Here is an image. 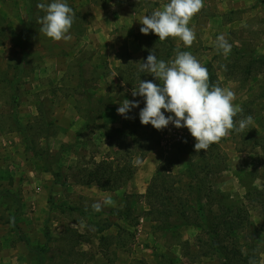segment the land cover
Masks as SVG:
<instances>
[{"label": "rangeland", "instance_id": "rangeland-1", "mask_svg": "<svg viewBox=\"0 0 264 264\" xmlns=\"http://www.w3.org/2000/svg\"><path fill=\"white\" fill-rule=\"evenodd\" d=\"M51 2L0 0V264H224L207 247L198 248L197 238L209 240L204 231L168 229L147 216L146 191L156 171L171 185L174 176H185L186 163L195 170L192 182L209 218L219 216L224 201L240 219L247 217L252 228L238 233L240 251L246 264H264V214L246 200L248 192L264 190V61L256 59L264 57V4L203 0L188 25L196 38L185 47L179 38L161 43L140 32L143 16L169 0H64L75 19L66 34L71 39L58 42L38 23L44 13L37 5ZM221 34L232 45L226 57L216 47ZM177 50L191 52L208 69L211 84L235 93L233 104L243 112L234 119L238 126L252 116L249 129L232 130L207 151L195 152L187 128L138 126L144 100L131 95L138 85L131 81L143 73L145 81L159 83L140 72L139 63L150 51L171 61ZM124 99L139 101L128 119L117 113ZM14 110L35 153L15 124ZM88 112L111 129L154 132L158 147L143 155L133 138L109 140L96 126L84 129ZM104 161L131 174L109 191L84 186L93 164ZM109 196L114 205L104 204ZM94 203L102 210L94 211Z\"/></svg>", "mask_w": 264, "mask_h": 264}, {"label": "clouds", "instance_id": "clouds-1", "mask_svg": "<svg viewBox=\"0 0 264 264\" xmlns=\"http://www.w3.org/2000/svg\"><path fill=\"white\" fill-rule=\"evenodd\" d=\"M204 7L203 0H169L161 10L144 15L140 32H149L158 36L160 41L169 37L179 38L185 47L195 40V32L190 28V20ZM37 8L44 15L38 18L40 32L53 41L69 40V33L75 19L73 9L64 0H52L51 3H39ZM216 47L225 57L232 45L226 36L216 38ZM139 71L151 74L159 83L139 80L132 89L133 97H143L144 107L139 112L142 125H151L162 130L169 124L176 128H187L194 138V151H207L212 145L227 137L232 130L244 132L253 123L252 116L234 119L243 109L233 104L235 93L227 88L210 83V74L191 52L177 50L171 61L158 60L153 51L146 61L139 63ZM139 106L138 100L124 99L117 113L128 119V113ZM163 110V111H162ZM170 113V115H165ZM140 163L139 160L136 161ZM109 196L106 205H114ZM94 211H101L100 203L92 204Z\"/></svg>", "mask_w": 264, "mask_h": 264}, {"label": "trees", "instance_id": "trees-1", "mask_svg": "<svg viewBox=\"0 0 264 264\" xmlns=\"http://www.w3.org/2000/svg\"><path fill=\"white\" fill-rule=\"evenodd\" d=\"M257 1L264 4L263 0ZM153 37L158 38L156 35ZM160 42L162 43V41ZM256 59L264 61L263 56H258ZM132 70H135V68L133 67L130 71ZM136 78L137 80L133 78L134 80L131 82L135 84L136 82L139 83V80L145 81L143 73H138ZM122 81H124L123 78ZM86 102H88L89 105L94 104L93 98L91 97H86ZM107 106L108 105H105V108ZM103 107L104 105L102 108ZM98 113L101 112L99 111ZM101 117L102 116L95 114H89V112L86 113L82 127L85 129L91 125L93 127L96 126L105 132V136L109 140L115 139L116 137H120L123 140L125 138H133V142L137 143L143 155L158 147V143L154 140L156 133L153 132L148 135L143 132L139 135V132L135 129L130 130L128 127L111 129L107 125L97 124V121L101 119ZM14 121L19 131L24 134L27 147L32 152L33 149L30 143L28 129L19 122L16 110H14ZM141 125L140 123L138 126ZM142 127H144V125H142ZM32 153H35V151ZM93 165L94 169L92 171L90 170L88 174L82 178V184L84 186L95 185L99 189L109 191L115 187L114 185L117 180L124 179V175L128 173L129 175L131 174V170L120 164L114 165L113 163L104 161L97 164L94 163ZM184 170L185 176H174L171 185L165 173L159 170L156 171V175L146 191L149 207V211L147 212L148 218L155 224H164L168 229L193 226L200 231H204V235L209 237V240L205 242L202 238H197L198 248L202 250L203 247H207V252L217 256L224 264H234V259L236 260V264H246L247 257L242 255L237 238L241 230L246 229L247 226L252 228L249 220L247 217L240 219L237 212L232 211L231 208H227L224 196L220 194L219 199L222 202L224 201L221 203L224 209L220 210L219 216L209 218L204 209L200 187L196 188L194 182H192L197 179L194 173L195 170H193L192 165L189 163H186ZM48 171L55 177L58 176L53 170L49 169ZM184 179H190L191 182H186ZM246 200L252 204H256L264 214V190L254 189L251 193L248 192ZM192 219L199 221L198 224L192 222ZM171 221H175L176 223L171 224ZM176 224H179V226ZM165 227L161 229L167 230Z\"/></svg>", "mask_w": 264, "mask_h": 264}, {"label": "crops", "instance_id": "crops-1", "mask_svg": "<svg viewBox=\"0 0 264 264\" xmlns=\"http://www.w3.org/2000/svg\"><path fill=\"white\" fill-rule=\"evenodd\" d=\"M99 120H102V119H99Z\"/></svg>", "mask_w": 264, "mask_h": 264}]
</instances>
